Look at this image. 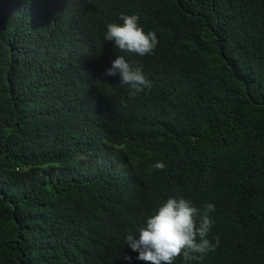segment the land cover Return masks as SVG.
<instances>
[{"label":"trees","instance_id":"obj_1","mask_svg":"<svg viewBox=\"0 0 264 264\" xmlns=\"http://www.w3.org/2000/svg\"><path fill=\"white\" fill-rule=\"evenodd\" d=\"M121 14L152 54L104 39ZM169 196L219 240L173 264H264V0H0V264H147L125 237Z\"/></svg>","mask_w":264,"mask_h":264},{"label":"clouds","instance_id":"obj_2","mask_svg":"<svg viewBox=\"0 0 264 264\" xmlns=\"http://www.w3.org/2000/svg\"><path fill=\"white\" fill-rule=\"evenodd\" d=\"M122 23H109L104 39L114 42V46L126 53L140 56L152 54L159 43L154 31L145 32L135 14H121ZM120 76V83L129 86V95L135 98L146 89L151 90L152 82L141 67H133L124 56L117 55L106 69L108 76ZM156 169H164L163 162L154 164ZM215 210L213 204L196 207L191 200L169 196L147 217L146 225L138 228L139 237L128 234L127 244L137 252V259L147 264H173L180 256L187 260L202 259L209 251H215L219 244L208 239L212 220L209 213ZM125 259H131L127 255Z\"/></svg>","mask_w":264,"mask_h":264}]
</instances>
